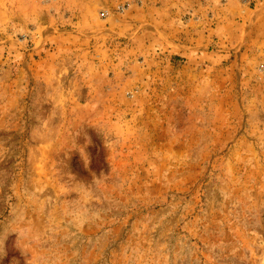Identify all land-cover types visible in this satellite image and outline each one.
<instances>
[{"label":"rangeland","instance_id":"rangeland-1","mask_svg":"<svg viewBox=\"0 0 264 264\" xmlns=\"http://www.w3.org/2000/svg\"><path fill=\"white\" fill-rule=\"evenodd\" d=\"M119 1L0 0V264H264V0Z\"/></svg>","mask_w":264,"mask_h":264},{"label":"built area","instance_id":"built-area-1","mask_svg":"<svg viewBox=\"0 0 264 264\" xmlns=\"http://www.w3.org/2000/svg\"><path fill=\"white\" fill-rule=\"evenodd\" d=\"M244 3H246L248 6H251L252 3L255 0H242ZM133 4V1L131 0H121L118 3H116V5L114 6V11L116 13H123L126 10H128ZM106 13H109V10H106L103 12V15H106Z\"/></svg>","mask_w":264,"mask_h":264},{"label":"clouds","instance_id":"clouds-1","mask_svg":"<svg viewBox=\"0 0 264 264\" xmlns=\"http://www.w3.org/2000/svg\"><path fill=\"white\" fill-rule=\"evenodd\" d=\"M84 222H86V220H85ZM9 231H11V232H16V233L19 234V239H18V241H17V245H18V247H19V241L26 239V238H27V235H28V230H27V229H6V230H5V235H6L7 232H9ZM2 242H3V241L0 240V244H2ZM19 248H20V247H19ZM20 249H22L23 251H25L23 248H20Z\"/></svg>","mask_w":264,"mask_h":264}]
</instances>
